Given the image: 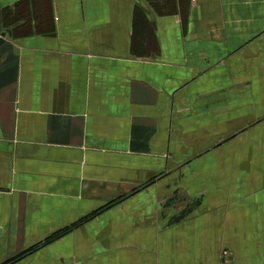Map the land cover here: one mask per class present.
Here are the masks:
<instances>
[{
  "label": "crops",
  "instance_id": "1",
  "mask_svg": "<svg viewBox=\"0 0 264 264\" xmlns=\"http://www.w3.org/2000/svg\"><path fill=\"white\" fill-rule=\"evenodd\" d=\"M0 37V264H264V0H0Z\"/></svg>",
  "mask_w": 264,
  "mask_h": 264
},
{
  "label": "trees",
  "instance_id": "2",
  "mask_svg": "<svg viewBox=\"0 0 264 264\" xmlns=\"http://www.w3.org/2000/svg\"><path fill=\"white\" fill-rule=\"evenodd\" d=\"M23 9H25V8H23ZM23 9L19 11V14H21V13H22Z\"/></svg>",
  "mask_w": 264,
  "mask_h": 264
},
{
  "label": "water",
  "instance_id": "3",
  "mask_svg": "<svg viewBox=\"0 0 264 264\" xmlns=\"http://www.w3.org/2000/svg\"><path fill=\"white\" fill-rule=\"evenodd\" d=\"M3 35V33L1 34V36ZM2 40V38L0 37V41Z\"/></svg>",
  "mask_w": 264,
  "mask_h": 264
}]
</instances>
